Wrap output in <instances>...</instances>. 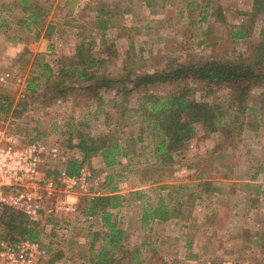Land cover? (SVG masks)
<instances>
[{
  "label": "rangeland",
  "instance_id": "374dc122",
  "mask_svg": "<svg viewBox=\"0 0 264 264\" xmlns=\"http://www.w3.org/2000/svg\"><path fill=\"white\" fill-rule=\"evenodd\" d=\"M252 3L28 0L22 6L20 0H0V129L19 145L36 144L46 150L41 170L59 191L49 200L50 206L56 208L64 200L76 207L74 213L57 209L37 222L27 218L43 232L41 244L35 243L38 249L32 264H89L87 260L103 243L105 229L100 216L84 213L85 201L113 191L125 198L111 219L123 232L120 245L124 249L118 253L123 262L134 258L135 264H264V89L251 90L241 107L229 109L222 129L207 132L194 124L193 138L172 154L170 166L155 165L157 134L138 119V107L149 96L165 98L176 90L175 85H159L117 99L105 89L93 98L69 81L63 97L44 84L33 95L26 89L34 55L45 54V63L55 68L61 57L71 56L82 42L104 62L100 72L107 76L119 75L127 60L132 70L151 73L169 64L197 66L206 59L250 58L264 31V17L250 16ZM31 9L41 27L28 25ZM102 21L108 23L104 32L99 29ZM241 26L246 38L231 39ZM185 83L198 88V101L230 103L227 88L202 90L199 83ZM9 102L12 109L6 115L2 105ZM80 133L111 134L128 154L117 158L114 167H105L99 157L82 166L88 193L80 186L68 190L60 179L69 161L82 160L76 148ZM207 181L212 186L200 185ZM161 185H186L196 195L182 206L178 218L143 224L140 206L166 197L167 190H153ZM135 191L146 198L130 201ZM171 197L176 198L173 193ZM95 234H100L99 241L91 253ZM3 236L0 233V244H7ZM57 255L60 259L52 263Z\"/></svg>",
  "mask_w": 264,
  "mask_h": 264
},
{
  "label": "trees",
  "instance_id": "16d2710c",
  "mask_svg": "<svg viewBox=\"0 0 264 264\" xmlns=\"http://www.w3.org/2000/svg\"><path fill=\"white\" fill-rule=\"evenodd\" d=\"M22 6H26L28 0H20ZM250 16L253 18L264 17V0H252ZM29 26L41 27L39 17L34 9L30 10L26 18ZM32 29V28H31ZM99 29L104 32L108 29L107 21H102ZM236 32L231 33V39L244 40L247 36L244 28L237 27ZM262 40L252 50L250 58L235 59H206L203 63L195 66L191 64H169L162 70L151 73L136 72L131 69L132 63L126 61L122 71L117 76H107L101 73L104 62L96 54L84 48L82 42L78 45L71 56L61 57L53 68L45 63L46 57L43 53H37L32 58L29 73L31 80L26 89L31 95L44 84L51 87L60 96L67 92L65 82L78 85V89L90 92L91 97H97L102 89L113 92L114 97L126 98L133 93H145L159 85H175L176 90L165 96V98H152L139 105L141 116L139 120L152 127L156 132V141H153L156 164H173L172 154L181 151L193 138L194 124H201L207 132H214L223 128L225 113L232 107L245 103L251 90L255 88L264 89V31L260 33ZM104 40V37H102ZM112 56V52L109 54ZM249 59V60H248ZM57 69V71H55ZM36 76H32V75ZM199 83L201 89L212 90L224 87L230 90L231 98L228 105L210 104L205 101L196 100L195 94L198 88H193L185 83ZM115 101V100H113ZM25 104V103H24ZM5 107L6 115L12 109V103L2 105ZM19 106L17 104L15 108ZM146 107V108H145ZM138 112V110H134ZM33 141H31L32 143ZM30 144V143H29ZM76 148L82 155V160L69 161L65 168V174L69 177L79 176L82 166L89 164L96 157L101 158L105 167H114L117 158L127 157L120 142L111 134L99 137H91L80 133L77 135ZM202 187L212 186L211 182H202ZM153 190H167L166 197H159L154 205L141 204V222L150 224L154 222L166 223L180 216L182 206L187 205L195 198V191L186 185H161ZM157 192V191H155ZM175 195V199L171 194ZM186 193V195H184ZM130 201H141L146 198L141 191L130 193ZM182 198H186L182 200ZM124 196L113 191L109 195L96 196L85 201V214L88 216H100L102 228V244L97 253L92 254L87 260L89 264H135L134 258L126 262L118 256L124 249L120 245L123 232L117 229V222L111 220L114 211L122 207ZM174 200V201H173ZM173 201V202H172ZM0 233H5L4 238L10 243L18 241H29L41 244L43 232L38 225L29 222L27 218L15 214L10 209H4L0 214ZM99 235L90 246V252L94 251V244L98 243ZM60 259L55 256L52 263Z\"/></svg>",
  "mask_w": 264,
  "mask_h": 264
},
{
  "label": "built area",
  "instance_id": "2783aa9c",
  "mask_svg": "<svg viewBox=\"0 0 264 264\" xmlns=\"http://www.w3.org/2000/svg\"><path fill=\"white\" fill-rule=\"evenodd\" d=\"M45 153L46 150L36 144H17L5 130L0 129V211L10 209L35 222L53 215L57 209L67 213L76 211L73 204L64 200H59L56 208L50 206L49 200L59 191L57 184L41 170ZM60 179L64 185H68V190L80 186L83 192L88 193V183L83 173L69 177L62 172ZM37 249V244L29 241L2 243L0 264H32Z\"/></svg>",
  "mask_w": 264,
  "mask_h": 264
},
{
  "label": "crops",
  "instance_id": "0c3cea01",
  "mask_svg": "<svg viewBox=\"0 0 264 264\" xmlns=\"http://www.w3.org/2000/svg\"><path fill=\"white\" fill-rule=\"evenodd\" d=\"M32 27V26H31Z\"/></svg>",
  "mask_w": 264,
  "mask_h": 264
}]
</instances>
